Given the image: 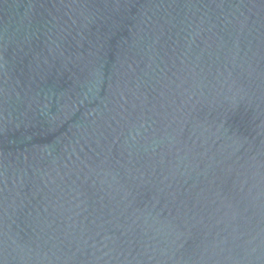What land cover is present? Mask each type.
<instances>
[{
    "label": "water",
    "instance_id": "obj_1",
    "mask_svg": "<svg viewBox=\"0 0 264 264\" xmlns=\"http://www.w3.org/2000/svg\"><path fill=\"white\" fill-rule=\"evenodd\" d=\"M0 264H264V0H0Z\"/></svg>",
    "mask_w": 264,
    "mask_h": 264
}]
</instances>
